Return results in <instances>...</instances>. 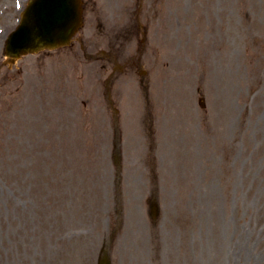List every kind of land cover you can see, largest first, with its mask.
<instances>
[{"label":"rangeland","instance_id":"1","mask_svg":"<svg viewBox=\"0 0 264 264\" xmlns=\"http://www.w3.org/2000/svg\"><path fill=\"white\" fill-rule=\"evenodd\" d=\"M163 3L118 112L78 46L2 68L0 264H97L112 236V264H264V0Z\"/></svg>","mask_w":264,"mask_h":264},{"label":"flooded vegetation","instance_id":"2","mask_svg":"<svg viewBox=\"0 0 264 264\" xmlns=\"http://www.w3.org/2000/svg\"><path fill=\"white\" fill-rule=\"evenodd\" d=\"M130 0L117 6L110 11V0H83L85 28L82 34L77 37V41L85 51L87 46H97V37L91 36L92 30H98L101 38L105 41V46L109 49V54L113 53L114 47H119L117 57L129 60L134 56L129 55L128 48L123 49L127 45H132L138 38L140 14L147 15V29L150 30L155 16L165 13L163 0ZM112 8V7H111ZM117 17L110 21L109 15ZM122 13V14H121ZM150 13V15L148 14ZM97 35V34H96Z\"/></svg>","mask_w":264,"mask_h":264},{"label":"water","instance_id":"3","mask_svg":"<svg viewBox=\"0 0 264 264\" xmlns=\"http://www.w3.org/2000/svg\"><path fill=\"white\" fill-rule=\"evenodd\" d=\"M36 0L30 3L17 29L9 36L6 54L11 61L29 52L54 48L68 40L77 28L79 0ZM59 2L63 3L61 7ZM71 6V15L69 12ZM68 18V19H67ZM67 19L60 26L58 23ZM106 264V262H102Z\"/></svg>","mask_w":264,"mask_h":264}]
</instances>
